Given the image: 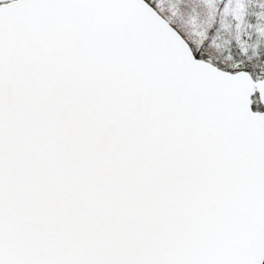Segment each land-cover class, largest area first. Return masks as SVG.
I'll return each mask as SVG.
<instances>
[{"label":"snow or ice","instance_id":"6c2138e0","mask_svg":"<svg viewBox=\"0 0 264 264\" xmlns=\"http://www.w3.org/2000/svg\"><path fill=\"white\" fill-rule=\"evenodd\" d=\"M0 264H264V0H0Z\"/></svg>","mask_w":264,"mask_h":264}]
</instances>
